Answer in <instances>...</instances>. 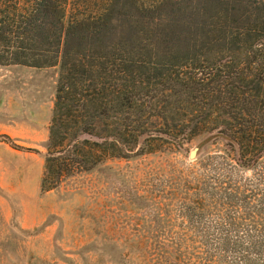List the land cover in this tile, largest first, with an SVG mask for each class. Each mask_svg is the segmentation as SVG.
Returning <instances> with one entry per match:
<instances>
[{
  "label": "trees",
  "instance_id": "obj_1",
  "mask_svg": "<svg viewBox=\"0 0 264 264\" xmlns=\"http://www.w3.org/2000/svg\"><path fill=\"white\" fill-rule=\"evenodd\" d=\"M11 65L60 68L42 191L223 135V166L252 177L204 180L186 217L217 210L214 229L164 245L157 264H264V0H0Z\"/></svg>",
  "mask_w": 264,
  "mask_h": 264
},
{
  "label": "rangeland",
  "instance_id": "obj_2",
  "mask_svg": "<svg viewBox=\"0 0 264 264\" xmlns=\"http://www.w3.org/2000/svg\"><path fill=\"white\" fill-rule=\"evenodd\" d=\"M59 77V66H0V264H157L164 245L199 244L182 239L211 233L219 214L196 224L186 217L197 187L253 171L223 166V141L191 158L202 136L184 153L109 160L44 192Z\"/></svg>",
  "mask_w": 264,
  "mask_h": 264
},
{
  "label": "water",
  "instance_id": "obj_3",
  "mask_svg": "<svg viewBox=\"0 0 264 264\" xmlns=\"http://www.w3.org/2000/svg\"><path fill=\"white\" fill-rule=\"evenodd\" d=\"M218 138L226 139L223 135H219L216 133L210 134L205 139L201 141V144L196 147L194 150L191 151L190 157L191 158H199L204 154V147L209 144L211 141H215ZM227 140V139H226Z\"/></svg>",
  "mask_w": 264,
  "mask_h": 264
}]
</instances>
